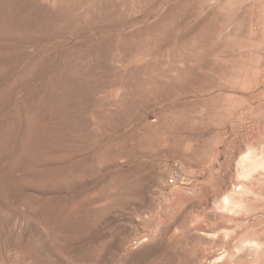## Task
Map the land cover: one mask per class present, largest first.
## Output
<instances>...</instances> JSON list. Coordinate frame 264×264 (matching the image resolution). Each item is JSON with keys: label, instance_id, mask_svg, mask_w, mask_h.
I'll return each mask as SVG.
<instances>
[{"label": "rangeland", "instance_id": "rangeland-1", "mask_svg": "<svg viewBox=\"0 0 264 264\" xmlns=\"http://www.w3.org/2000/svg\"><path fill=\"white\" fill-rule=\"evenodd\" d=\"M0 264H264V0H0Z\"/></svg>", "mask_w": 264, "mask_h": 264}, {"label": "built area", "instance_id": "built-area-1", "mask_svg": "<svg viewBox=\"0 0 264 264\" xmlns=\"http://www.w3.org/2000/svg\"><path fill=\"white\" fill-rule=\"evenodd\" d=\"M184 180V171L182 165L179 161H174L172 163V168L170 174L167 178L169 185H176L182 183Z\"/></svg>", "mask_w": 264, "mask_h": 264}, {"label": "bare ground", "instance_id": "bare-ground-1", "mask_svg": "<svg viewBox=\"0 0 264 264\" xmlns=\"http://www.w3.org/2000/svg\"><path fill=\"white\" fill-rule=\"evenodd\" d=\"M70 43V42H69ZM86 71V70H85ZM89 136V135H88Z\"/></svg>", "mask_w": 264, "mask_h": 264}]
</instances>
